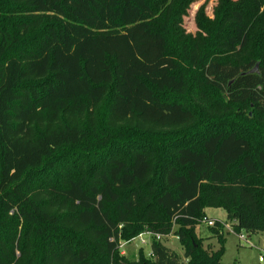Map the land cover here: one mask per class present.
Segmentation results:
<instances>
[{
  "label": "trees",
  "instance_id": "1",
  "mask_svg": "<svg viewBox=\"0 0 264 264\" xmlns=\"http://www.w3.org/2000/svg\"><path fill=\"white\" fill-rule=\"evenodd\" d=\"M195 1L0 0V264H225L224 224L264 233V0L191 33ZM148 231L183 256L119 254Z\"/></svg>",
  "mask_w": 264,
  "mask_h": 264
},
{
  "label": "rangeland",
  "instance_id": "2",
  "mask_svg": "<svg viewBox=\"0 0 264 264\" xmlns=\"http://www.w3.org/2000/svg\"><path fill=\"white\" fill-rule=\"evenodd\" d=\"M205 2L207 3L208 15L213 16V8L217 4V0H196L189 11V15L184 19V26L191 33H195L197 31L194 21L195 12L200 5ZM236 19L239 18L236 16ZM244 32L243 28H239L238 37L232 40L231 45L234 48H241L239 44L243 41ZM202 35L206 36V33L202 31ZM219 123L221 124L223 122ZM206 214L208 219L221 221L227 220V213L223 208H208L206 210ZM196 231L199 237L206 239L204 242L205 245L213 244L215 249L219 247L217 237L214 236L206 222L201 221L197 226ZM224 234L226 236V243L222 261L225 264H231L234 262H237L238 264H264V261H260V257L264 255V233L259 232L249 235L248 233L243 232L249 241L240 240L238 233L234 232L233 227L228 222L224 226ZM137 237H132L128 240L122 238L120 239L118 249L119 254L122 257L135 259L138 258L141 253H144L147 256L150 255V247L153 238L145 236L147 241L141 242ZM163 243L179 255L183 256L184 249L177 236L173 234L166 236V238H163Z\"/></svg>",
  "mask_w": 264,
  "mask_h": 264
},
{
  "label": "built area",
  "instance_id": "3",
  "mask_svg": "<svg viewBox=\"0 0 264 264\" xmlns=\"http://www.w3.org/2000/svg\"><path fill=\"white\" fill-rule=\"evenodd\" d=\"M204 222H206L209 227L215 226V224H216V220L215 219H208L207 217L204 219ZM224 226H225V224H224ZM170 235H172V234H170ZM170 235H167V236H170ZM145 236L151 237V238L156 239V240H163V238H166V235L159 234V233H153V232H150V231L141 233L137 238H139V240L141 242H145V241H147ZM238 236H239L240 240L249 241L248 238L243 234V232L239 233ZM260 261H264V255H262L260 257Z\"/></svg>",
  "mask_w": 264,
  "mask_h": 264
}]
</instances>
